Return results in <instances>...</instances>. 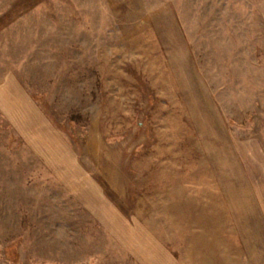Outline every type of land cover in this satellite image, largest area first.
<instances>
[{
    "label": "rangeland",
    "instance_id": "374dc122",
    "mask_svg": "<svg viewBox=\"0 0 264 264\" xmlns=\"http://www.w3.org/2000/svg\"><path fill=\"white\" fill-rule=\"evenodd\" d=\"M0 264H264V0H0Z\"/></svg>",
    "mask_w": 264,
    "mask_h": 264
}]
</instances>
